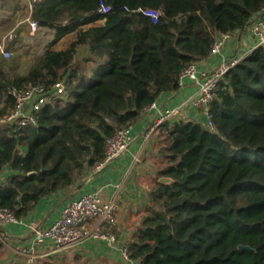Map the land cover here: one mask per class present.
Masks as SVG:
<instances>
[{
    "label": "trees",
    "instance_id": "16d2710c",
    "mask_svg": "<svg viewBox=\"0 0 264 264\" xmlns=\"http://www.w3.org/2000/svg\"><path fill=\"white\" fill-rule=\"evenodd\" d=\"M101 3L111 13L100 14ZM262 9L264 0H38L31 19L54 40L24 75L0 57V209L24 220L95 170L110 137L178 91L218 35L244 33ZM58 84L66 96L52 98L35 126L2 122L15 109L10 92ZM209 114L215 131L162 127L164 167L129 245L138 264H264V46L225 76Z\"/></svg>",
    "mask_w": 264,
    "mask_h": 264
},
{
    "label": "built area",
    "instance_id": "2783aa9c",
    "mask_svg": "<svg viewBox=\"0 0 264 264\" xmlns=\"http://www.w3.org/2000/svg\"><path fill=\"white\" fill-rule=\"evenodd\" d=\"M7 0H0L6 2ZM38 0H28L29 11L32 13ZM112 9L105 3L100 4V14H109ZM139 13L149 18L154 24L160 19V13L154 10H139ZM30 31L35 34L41 28L39 23L32 19L27 20ZM240 33V32H239ZM237 32L231 34H221L216 37L212 46L210 56L214 57L221 53L226 45L235 37ZM243 39L249 43V49L241 54L224 59L222 63L213 71L201 69L198 63L189 66L180 76L179 88L184 86V82L189 80L198 85V92L191 97L184 105L176 108L158 109L156 102L145 109L144 114L150 110H156L157 115H153L148 129L142 134L144 143L150 142L153 135L165 124L174 123L180 118L185 107L193 109L203 108L207 119L205 126L211 131L215 127L209 114V106L216 97V92L225 76L246 57L259 47L264 46V9L261 10L247 30L243 33ZM11 52L6 46V41L0 44V57L9 59ZM15 98V109L2 122L15 127H28L36 125V114L39 113L52 98L65 97L66 91L63 84H58L51 89L39 85L25 91L10 92ZM142 115V116H143ZM134 141L133 127L129 126L117 131L107 140L105 160L99 166L112 163L120 158ZM119 205L115 201L104 203L98 194H89L81 198L72 199L64 209L61 218L49 227H42L38 222L32 221L28 224L29 230L33 233L34 239L31 245L20 247L16 253L26 260V264H37L39 260H46L52 256L74 249L87 238L101 239L109 245L116 243V228L118 224L117 214ZM23 220H19L15 214L8 209H0V243L8 244V234L3 230L7 225H24ZM92 225V230L90 226ZM129 245L123 247L122 255L126 261H132L129 254ZM47 249L45 253L39 254L38 249Z\"/></svg>",
    "mask_w": 264,
    "mask_h": 264
},
{
    "label": "crops",
    "instance_id": "0c3cea01",
    "mask_svg": "<svg viewBox=\"0 0 264 264\" xmlns=\"http://www.w3.org/2000/svg\"><path fill=\"white\" fill-rule=\"evenodd\" d=\"M21 1L26 3L29 9L28 0ZM10 6L12 7V5ZM44 30L47 34L55 32L49 29ZM238 35L226 45L219 55L209 56L207 59L199 61V67L211 72L224 59L249 49V43L243 39L244 34L239 33ZM15 38L13 36L12 40ZM197 92L198 85L186 80L184 86L178 91L161 96L156 101L157 108L160 110L166 107H179L189 101ZM157 112L150 110L148 114H144L132 125L134 141L120 158L101 169H98V166L95 170L88 171L84 178L78 180L70 189L42 200L37 209L23 220L24 225H7L4 227L3 230L8 234L9 240L8 244L3 245L0 251V264H26V260L19 257L16 251L22 246L31 245L33 242L34 235L29 230L28 224L36 221L43 228L49 227L61 218L64 209L72 199L89 194H98L104 203L111 201L118 203L120 208L117 214L116 243L109 245L101 239L87 238L74 249L46 260H39L37 264H138L135 261H126L123 258L122 250L126 244H131L134 241L138 230L141 228L147 207L150 204V190L159 171L164 167L165 158L161 152L162 140L164 139L163 129H159L148 143H144L142 137V134L148 129L153 115H157ZM180 121H192L203 126L207 125L203 108L185 107L181 117L175 119L174 123ZM10 173V170L6 169L3 178H6ZM90 230H92V225ZM46 250L45 248L38 249L37 252L43 254L47 252Z\"/></svg>",
    "mask_w": 264,
    "mask_h": 264
},
{
    "label": "rangeland",
    "instance_id": "374dc122",
    "mask_svg": "<svg viewBox=\"0 0 264 264\" xmlns=\"http://www.w3.org/2000/svg\"><path fill=\"white\" fill-rule=\"evenodd\" d=\"M28 19H31V12L26 3L21 0L0 2V44L6 41L12 55L5 61L13 62L16 72L21 75L26 74L37 63L55 37V32L47 34L44 29L33 34L27 23ZM13 36L16 37L14 40ZM68 42L69 38L60 43L59 48H63Z\"/></svg>",
    "mask_w": 264,
    "mask_h": 264
},
{
    "label": "water",
    "instance_id": "95a60500",
    "mask_svg": "<svg viewBox=\"0 0 264 264\" xmlns=\"http://www.w3.org/2000/svg\"><path fill=\"white\" fill-rule=\"evenodd\" d=\"M160 182L163 183V184H169L171 182V180L167 179V178H162L160 180ZM239 250H241V251H251L252 249L250 247H247V246H240Z\"/></svg>",
    "mask_w": 264,
    "mask_h": 264
}]
</instances>
